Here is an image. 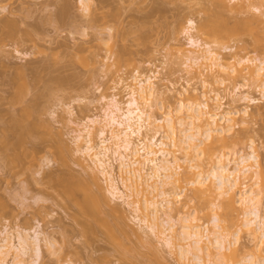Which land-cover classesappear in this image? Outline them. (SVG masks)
Returning <instances> with one entry per match:
<instances>
[{
    "label": "rangeland",
    "instance_id": "obj_1",
    "mask_svg": "<svg viewBox=\"0 0 264 264\" xmlns=\"http://www.w3.org/2000/svg\"><path fill=\"white\" fill-rule=\"evenodd\" d=\"M92 1L85 2L90 7L88 12H84L79 0H0V136L7 135L12 147V151L9 147L7 156L11 159L18 153L21 155L24 149L28 154L20 164L15 162L7 166L0 160V232L9 233V238H14L11 241L14 245L17 244L16 233L20 231L21 234L26 231L32 238L37 233L41 234L40 239H48H41V256L36 264H179L174 252L171 255L172 251L169 252L157 239L143 234L129 222L128 210L119 207L125 223L120 232V216L111 211L115 207L112 203L100 208L95 218L99 224L91 220L92 230L88 232L85 219L64 195L61 183L67 176L66 180H71L70 176L82 182L88 180L86 167L91 163L76 153L73 130L77 129L76 124H82L87 118L101 116V96L112 95L115 91L111 89L119 79L124 85L130 84L135 71L145 75L158 72L157 88L166 94L156 102L164 106L176 104L180 88L192 76L195 79L189 82V91L196 89L191 95L195 96L196 102L202 101L201 94L205 89L196 75L185 73L183 59L176 52L177 49L190 50L183 30L187 20L195 22L192 34L202 42H213L211 33L215 28L222 31H228V28L232 31V27L235 31L237 28L232 34L235 39L231 40V35L228 41L224 39L227 44L223 42L219 49L215 48L225 59L233 61V58L247 57L263 60L264 17L257 12L255 15L245 0H225L226 9L218 7L213 0ZM251 1L258 4L257 0ZM260 8L264 11V7ZM221 22L222 25L225 22L224 26L221 25L224 30L218 24ZM237 31H240L238 35ZM226 45L233 47L232 50L222 52L220 47ZM121 51L122 56L117 63L116 54ZM110 54L113 57L105 58ZM203 73L210 80L212 75ZM16 76L21 78L18 80ZM20 80L28 85L27 95L24 94L22 99L27 103L12 104L20 90ZM226 82L219 88L216 84L214 88L224 97V110L236 111L245 106L233 104L235 95L247 94L254 99L261 97L250 82ZM171 84L174 88L168 93ZM117 89L119 101L124 102L127 90L124 87ZM33 101L40 109L34 114V120L45 123L43 125L47 128L38 127L35 136L22 141L20 147L17 145V131L12 129L7 134L2 127L9 126L11 117L20 114L23 107ZM256 101L249 105L247 126L242 129L238 119L236 123L239 124L233 129V135L242 138L240 144L223 152L247 153L250 139L263 162L264 101ZM163 142L167 144L168 141L164 139ZM115 174L117 169L114 166ZM98 179V185L104 191L106 183L99 175ZM252 183L249 181L247 185ZM91 189L95 190V187ZM183 198L179 204H186L185 212L188 214L193 216L196 213L194 217L198 225L207 223L218 213L212 206L205 207L207 210L202 212L204 210L200 209L205 204L194 199L190 201L188 189L184 191ZM206 214L209 218H203ZM102 223L109 225L113 237ZM239 245L240 250L248 252L253 249L245 235H241ZM22 259L24 264H33L34 252L28 251ZM8 262L10 264V259Z\"/></svg>",
    "mask_w": 264,
    "mask_h": 264
},
{
    "label": "bare ground",
    "instance_id": "obj_2",
    "mask_svg": "<svg viewBox=\"0 0 264 264\" xmlns=\"http://www.w3.org/2000/svg\"><path fill=\"white\" fill-rule=\"evenodd\" d=\"M213 1L222 9L228 8L225 0ZM257 1L264 7V0ZM85 2L93 1L79 0L84 12H88L90 6ZM244 2H249L247 5L249 4L253 13L257 12L264 17L263 8L258 4L254 5L251 0ZM185 24L183 30L190 50L177 49L176 52L183 59L181 63L185 67V73L188 76L196 75L205 89L201 94L202 101L196 102L195 96L191 95L196 89L191 88L192 92L189 91V82L195 79L194 76L180 88L178 101L174 106L156 102L166 94L157 88L158 72L145 75L135 71L130 84L125 85L119 79L111 89L115 92L100 98L102 115L87 118L82 124L75 125L77 129L73 130V142L76 153L88 158L91 165L86 167L87 170L80 165L88 171L86 182L73 177L74 180L71 176V180H66L69 176L63 179V193L80 211L88 232L92 230L91 220L94 223L97 221L95 218L100 208L112 203L115 207L111 211L120 216V232L125 223L119 207L128 210L129 222L143 234H150L167 247L169 252L172 251L171 255L177 256L179 264H264V161L259 160L255 143L250 139L247 153L223 152L241 142V136L232 133L236 124H239L236 121H241L243 129L250 118L249 105L258 99L264 101V59L242 57L229 61L216 52L215 48L219 49V45L226 43L237 29L233 31L232 27L230 31L228 28V33L222 27L225 22L223 25L222 22L218 23L224 31L220 28L213 30L214 26L211 24V43L207 40L202 42L192 34L196 28L194 21L187 20ZM108 30H111L110 27ZM240 31H237V35ZM232 37L231 40L235 39ZM227 46L220 47L221 51L232 50L233 47ZM121 54L122 51L116 54L115 62L120 61ZM111 57L113 56L110 54V57L105 58ZM204 71L212 75L210 80L204 76ZM238 80L250 82L261 97L254 99L247 94L235 95L232 98L233 104L241 103L245 106L236 111L224 110V97L216 92L215 85H224L226 81L237 84ZM19 82L20 90L15 94L12 104L22 102L24 94L27 95L28 85L25 81ZM122 86L127 90L124 102L118 99L117 88H123ZM173 88L174 85L171 84V89H167V92H172ZM37 108L39 107L35 101L26 104L20 114L16 113L17 116L11 117L9 126L2 127L6 129V133L12 129L17 131V145L34 137L38 127L44 129L45 123L34 120ZM69 116L72 114L69 113ZM4 136H0V160L6 162L7 166L15 162L20 164L23 157H26V149L21 155L14 153L17 155L11 159V156H7L11 146L7 135ZM164 139H167V144L163 142ZM114 166L117 169L115 175ZM98 175L106 183L104 191L98 185ZM249 181L253 183L247 185ZM91 187H95V190ZM186 189L191 193L190 201L194 199L205 204L200 210L212 206L218 213L211 218L206 214L203 218H209L207 223L196 224V213L193 216L188 214L185 212L186 204H179L184 199ZM78 193L80 197L77 196ZM197 220L200 221L199 218ZM102 224L109 231L110 237H113L109 225ZM20 232L16 233V237L13 235L17 240L16 245L11 242L14 238L11 240L9 233L0 232V264H9V259L10 264H24L22 257L30 250L34 252L33 264H36L41 256V234L36 233L32 238L26 231L24 234ZM241 235L249 239L253 249L248 252L239 249ZM47 240L45 238L43 241Z\"/></svg>",
    "mask_w": 264,
    "mask_h": 264
}]
</instances>
